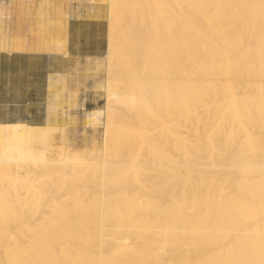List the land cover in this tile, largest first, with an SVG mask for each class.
<instances>
[{"label": "bare ground", "instance_id": "obj_1", "mask_svg": "<svg viewBox=\"0 0 264 264\" xmlns=\"http://www.w3.org/2000/svg\"><path fill=\"white\" fill-rule=\"evenodd\" d=\"M96 9L116 144L40 166L48 124H0V264H264V0Z\"/></svg>", "mask_w": 264, "mask_h": 264}, {"label": "rangeland", "instance_id": "obj_2", "mask_svg": "<svg viewBox=\"0 0 264 264\" xmlns=\"http://www.w3.org/2000/svg\"><path fill=\"white\" fill-rule=\"evenodd\" d=\"M90 1L0 0V52H10L8 57L0 54V89L3 86L6 87V91L0 93V124L25 117L28 124L43 125L42 122L51 121L57 115L54 123H48V135L42 140H33L34 142L32 141L30 144L31 148L34 146L35 153V150L39 148L37 154H40L41 159L38 161L40 166H45L52 160L50 151L47 152L51 156L45 152V146L58 145L57 147L60 146L61 149L65 144L67 147L65 153L68 156L73 155L74 150L77 149L82 152L84 150L101 153L103 147H112L116 144L115 139L108 140L105 135L108 117L105 103L107 102L106 88L109 81L106 70L109 60L107 54L109 41L106 36L103 41V35L94 38L91 34L95 27L90 26L87 22L88 10L82 8ZM95 2L99 4L102 3V0H95ZM92 4L94 3L92 2ZM106 12L107 20L113 18L108 9ZM32 19L35 20V23L32 26L27 25L26 22ZM11 27L13 28L11 29ZM30 31L37 34L36 38H29L28 34H32ZM78 34L84 37L79 38ZM32 43L37 49L31 48ZM91 43L97 45L92 47ZM53 44L55 47L62 48L60 52L67 50V54L60 56L57 54L59 52H53V55H50L47 51H39L47 50ZM100 46L101 53L98 55L96 52ZM64 66H67L68 70H62ZM119 78L114 80L116 81L115 86L120 90L124 85L122 86V80ZM135 98L139 99L137 96ZM131 101H134L133 98ZM95 112L97 116L94 115ZM124 112L122 113L124 114ZM126 115L124 116L128 117L129 115L130 119L128 120L130 121L132 114ZM115 117L118 119L117 116ZM119 118L121 119H118L120 125L116 126V129H120L116 132L119 135L124 134L123 132L127 134L133 126L136 128L142 123L140 115H134L133 119L135 120H131L130 123L126 118ZM123 121L131 124L129 127L127 126L128 129L123 126ZM74 137L78 138V144L70 142ZM118 138L120 139V137ZM106 141H112V143L109 144ZM95 165H93L95 169L91 167L87 171L90 170L89 172H96L97 174H95L99 175L101 167ZM8 167L10 166L6 165L4 169L0 167V172H2L0 175H8L10 172L9 176L13 177L14 174H11L13 170L5 169ZM24 174L22 177L31 178L34 176L33 173L30 176L28 173L25 174L26 176ZM10 179L12 180V178H2L5 181ZM7 183L0 182L3 184L1 186L5 185L4 188L7 187ZM1 190L2 187H0Z\"/></svg>", "mask_w": 264, "mask_h": 264}, {"label": "crops", "instance_id": "obj_3", "mask_svg": "<svg viewBox=\"0 0 264 264\" xmlns=\"http://www.w3.org/2000/svg\"><path fill=\"white\" fill-rule=\"evenodd\" d=\"M96 6L98 7V4H92V2L90 1V2H88V4H84V6H82V8L83 9H86V10H88V23H89V25L90 26H93V27H95L96 28V26H95V24L97 23V22H100V17H99V13H100V10H98L97 11V9H96ZM96 17H99V19H96ZM35 23V20H31V21H27L26 22V24L27 25H33ZM13 27H11V29H12ZM95 30V29H94ZM30 33H32V34H28L29 35V38H36V35L37 34H34V32H31L30 31ZM38 33V32H37ZM92 34V36H94V38H97L98 36H101V35H103V34H97V33H91ZM79 35V38H83L84 36L83 35H80V34H78ZM96 40V39H95ZM103 41H104V35H103ZM24 45V44H23ZM32 45V49H37V48H35V44L34 43H32L31 44ZM38 45V44H37ZM97 44L96 43H91V46L92 47H94V46H96ZM26 47H27V45H26ZM40 49V48H39ZM60 49H62V48H60L59 46H56L55 47V44H53L52 46H50L47 50H39L40 52H46L47 51V53L48 54H50V55H53V52H59V53H57V54H59L60 56H65V54H67V50H64V51H62V52H60L61 50ZM101 46H100V48L97 50V52H96V54H98V55H100V53H101ZM9 53L10 52H0V54H4L5 55V57H8V55H9ZM56 54V55H57ZM9 59H11L12 60V58H9ZM12 65V64H11ZM66 70H68V68L66 69ZM4 91H6V87H2L1 89H0V93H4ZM56 118H57V115H55L54 117H53V119H51V121H46V124H48V123H50V122H52V123H54L53 121H55L56 120ZM26 120V121H28L27 120V118H25V117H21V118H19V119H17V120ZM16 120V121H17ZM15 121V120H14ZM12 122V121H11ZM5 123H7V122H5ZM4 124V123H3ZM70 142L71 143H74V144H78L79 143V141H78V138H76V137H74L72 140H70Z\"/></svg>", "mask_w": 264, "mask_h": 264}]
</instances>
